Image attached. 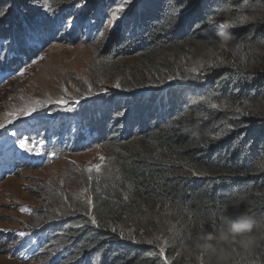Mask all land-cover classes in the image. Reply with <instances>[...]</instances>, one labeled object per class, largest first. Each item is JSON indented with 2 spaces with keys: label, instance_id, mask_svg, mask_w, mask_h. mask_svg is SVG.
<instances>
[{
  "label": "trees",
  "instance_id": "1",
  "mask_svg": "<svg viewBox=\"0 0 264 264\" xmlns=\"http://www.w3.org/2000/svg\"><path fill=\"white\" fill-rule=\"evenodd\" d=\"M86 6L100 21L93 19L88 30L72 33L70 24ZM255 6L264 10V0H0V73L24 68L55 42L98 41L112 14L129 12L122 33L102 49L103 56L144 60L151 70L146 86L154 90L149 96L132 94L121 113L117 109L122 122L113 117V109L123 99L103 96L90 101L84 94L76 98L84 101L72 150H90L109 135L101 145L118 149L114 171L90 176L87 215V210L78 217L59 212L62 215L50 218L59 224L46 225L51 221L41 211L35 214L33 230L10 229L11 247L18 238L31 236L29 250L57 253L64 264H264V24L244 15ZM225 22L239 26L218 27ZM36 25L43 33L40 45L30 44L26 33ZM221 31L231 36L224 46ZM203 45L235 49V56L231 62L217 63L209 75L189 73L195 60L184 57L179 62L169 54L198 56L197 48ZM242 112L247 115L239 116ZM0 136L7 141L18 138L24 145L22 155L29 159L21 162L15 159L18 151H11L13 161L3 166L15 170L12 177L53 160L47 139L29 138L33 145L18 133L2 131ZM38 140L41 162L34 161L31 152L38 149ZM134 140L142 143L137 153L127 147ZM56 153L59 158L62 148ZM153 208L168 210L160 218L168 237L162 255L157 243L145 240V231L137 234L135 243L129 237L149 217L144 218L145 211ZM241 214L255 221L257 243L249 252L234 253L222 262L194 248L198 233L212 231L224 216ZM43 226L41 238L36 231ZM14 259L20 261L17 255Z\"/></svg>",
  "mask_w": 264,
  "mask_h": 264
},
{
  "label": "rangeland",
  "instance_id": "2",
  "mask_svg": "<svg viewBox=\"0 0 264 264\" xmlns=\"http://www.w3.org/2000/svg\"><path fill=\"white\" fill-rule=\"evenodd\" d=\"M262 13L264 10L255 6L244 15L246 19H255L257 23L264 24ZM120 14L116 12L110 16L108 26H105V34L100 40L76 44L55 42L41 51L38 59L22 69L7 70V79L4 81L0 79V132L18 133L33 145L29 138L47 139L51 142V157L54 160L49 165L30 171H20L17 175L0 182V264H23L10 256L12 240L8 238L7 233L11 228L30 227L35 222V214H41L43 211L47 222L51 221L50 218H55L54 215L59 212L64 213L63 216L78 217L84 215L83 211L87 210L85 213L87 215L90 203L88 198L90 176H100L114 171L111 168H115L113 166L115 159L120 156L116 147L101 145L109 135H105L102 138L103 142L90 150L83 152L72 150L78 140L63 129L47 105L56 106L61 103L59 101L75 102L83 96L82 94L91 96L102 93L114 96L118 100L123 99L121 105L113 109V117L120 118L122 122L124 117L121 118L119 114L117 117V109L121 113L124 103L131 100L132 94L149 96L154 91L146 86L151 78L149 75L151 70L149 65L143 63L144 60L134 56L106 60L103 56L102 49L119 36L126 26L130 14L129 12ZM93 19H99L95 10L82 8L78 17L70 24L69 30L72 33L77 30L83 32ZM233 25L232 29L239 26ZM29 41L33 44L31 39ZM40 44L41 41L35 45ZM197 52L198 56L190 52L181 57L178 52L171 51L169 54L173 58L178 56L179 62L184 57L186 60H195L193 67L188 68L189 73L199 71L198 73L207 72L209 75L212 70L217 69V63L231 62L235 56V49L229 51L210 45L198 46ZM175 67L178 69V66ZM21 72L23 75H20ZM0 74L2 78L6 72ZM195 81L200 82L201 79ZM28 108H34L35 111L25 115L22 110ZM9 113L14 114L8 115ZM242 115L247 114L242 112L239 116ZM114 122L117 126L118 121ZM41 143V140L35 143L39 150H43ZM127 145L132 153H137L142 143L134 140ZM60 148L62 153L56 158V150ZM143 154L146 155L147 152L143 151ZM101 156L104 157L103 161L100 160ZM99 164L104 165L100 172H88L90 167ZM48 208L50 209L45 210ZM167 213V209L153 208L145 211L144 218L147 215L149 217L143 218L141 225L131 231L130 239L135 243L137 234L145 231L146 241L162 245L163 240H168V237H164L166 229L162 226L160 218ZM63 221L67 223L66 219ZM171 222L175 223V219L172 218ZM157 237L162 239L158 240ZM27 264L39 263L35 260Z\"/></svg>",
  "mask_w": 264,
  "mask_h": 264
},
{
  "label": "clouds",
  "instance_id": "3",
  "mask_svg": "<svg viewBox=\"0 0 264 264\" xmlns=\"http://www.w3.org/2000/svg\"><path fill=\"white\" fill-rule=\"evenodd\" d=\"M84 8H88L87 6ZM100 20V18L98 19ZM89 27V26H88ZM87 27V30H88ZM219 40L221 42V46L227 44V42L231 39L229 33L225 31H221L218 33ZM6 77L2 79L4 81L8 77V73L5 75ZM103 96H106L102 93H95L89 97L84 98L85 100H97ZM84 99L79 100V104L77 105L74 102H68L67 106L64 103H60L59 105L52 106L47 105L49 111L55 114V117L59 118L60 124L63 129L69 133L71 136H75L76 139L79 134L80 127V105L83 103ZM68 107L74 109V111H68ZM52 162L54 160H51ZM49 162L47 165H49ZM51 224H59L58 222H48L46 225ZM255 225V221L252 217L241 214L236 217L224 216L219 222L216 224L212 231H203L198 233L195 239L193 240V246L196 250L199 251L201 256L207 257H217L219 261L227 262L232 258L234 253L239 254V252H249L253 246L257 243V237L253 234V227ZM45 226L38 228L37 233H40V237H44V229ZM27 230H33V227H24ZM35 233V234H37ZM29 239L32 237L29 236ZM28 238L21 239L18 238V241L15 242V245L11 247L14 249L11 251L10 256L14 257L17 255L18 247H28ZM46 254L42 256L41 254H34L33 257L27 261H19L20 263L27 264L32 261H37L38 263L43 262L44 264H64V260L57 253H42ZM39 263V264H40Z\"/></svg>",
  "mask_w": 264,
  "mask_h": 264
},
{
  "label": "snow or ice",
  "instance_id": "4",
  "mask_svg": "<svg viewBox=\"0 0 264 264\" xmlns=\"http://www.w3.org/2000/svg\"><path fill=\"white\" fill-rule=\"evenodd\" d=\"M45 11H50V9H48V8L46 7V8H45ZM3 14H4L3 11L0 10V15H3ZM170 23H171V21H169V26H170ZM233 26H234L233 24H231V23H227V22L218 25V27H220V28H224V29L231 28V27H233ZM163 30H164V29L162 28L161 31H163ZM26 33L28 34L29 39H31V40L33 41V44H34V45H35V44H38V43L41 41V39H42V35H43L42 30H41V28H40L39 25H36V26H29V27L26 29ZM237 47H240V45H237ZM210 66H215V65H210ZM20 75H23V73L21 72ZM65 91H67V89H65ZM59 102L64 103L66 106H67V103H68L67 101H59ZM74 103H76V104L78 105V104H79V101L77 100V101H75ZM212 106H213V107H216V105H214V104H213ZM67 110H68V111H74V109L71 108V107H68ZM22 111H23V113H24L25 115H28V114H31L33 111H35V109H34V108H28V109H24V110H22ZM237 111H240V109L237 108ZM13 114H14V113H9L8 115H13ZM21 146H22V147L24 146L23 143H22ZM100 160L103 161V160H104V157L101 156V157H100ZM103 167H104L103 164L95 165V166H93V167H90V168L88 169V172H89V173H91V172H93V171L100 172L101 168H103ZM125 199H128V197H125ZM92 223H96V221H95L94 218H93V220H92ZM113 231H115V229H113ZM157 239H158V240H161L162 238L157 237ZM167 244H168V241H167V240H163L162 245H161V244H158V245H157V247H159V249H160V254H161V255L164 253V251H165V246H167Z\"/></svg>",
  "mask_w": 264,
  "mask_h": 264
}]
</instances>
